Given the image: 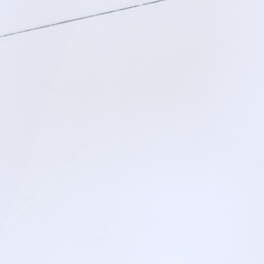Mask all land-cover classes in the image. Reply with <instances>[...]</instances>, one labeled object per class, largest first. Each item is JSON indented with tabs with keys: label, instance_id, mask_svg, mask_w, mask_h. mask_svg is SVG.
I'll return each mask as SVG.
<instances>
[{
	"label": "snow or ice",
	"instance_id": "obj_1",
	"mask_svg": "<svg viewBox=\"0 0 264 264\" xmlns=\"http://www.w3.org/2000/svg\"><path fill=\"white\" fill-rule=\"evenodd\" d=\"M0 264H264V0H0Z\"/></svg>",
	"mask_w": 264,
	"mask_h": 264
}]
</instances>
